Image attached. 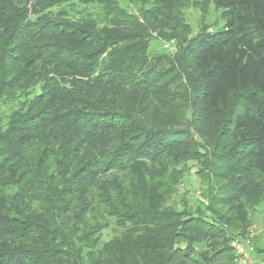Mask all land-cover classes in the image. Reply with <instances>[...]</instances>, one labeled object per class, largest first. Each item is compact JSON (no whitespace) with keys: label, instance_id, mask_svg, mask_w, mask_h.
<instances>
[{"label":"trees","instance_id":"trees-1","mask_svg":"<svg viewBox=\"0 0 264 264\" xmlns=\"http://www.w3.org/2000/svg\"><path fill=\"white\" fill-rule=\"evenodd\" d=\"M179 1L0 0V264H234L264 206V0H201L223 25L190 39ZM191 169L201 202H171Z\"/></svg>","mask_w":264,"mask_h":264},{"label":"rangeland","instance_id":"rangeland-1","mask_svg":"<svg viewBox=\"0 0 264 264\" xmlns=\"http://www.w3.org/2000/svg\"><path fill=\"white\" fill-rule=\"evenodd\" d=\"M178 10L180 11L179 15L182 19V24L180 25L184 28H179L177 32L183 33V36L187 37V39H190L198 34L201 29L206 27V24L211 26L212 30H215L217 27L220 28L223 25L221 10L216 9L213 5H211V3H208V1L203 2L201 0H185L184 4L182 1H179ZM171 46L169 44L162 46L156 41L151 43V48L157 52L169 51L171 53H175L176 48H171ZM1 110L7 112L8 108H1ZM194 171V169H191L190 174L176 189L175 193L172 195L171 202H175L178 205H181L182 202H185L190 207H196L199 205V202H201V196L199 192L202 186L200 187V183H198L199 179L195 176ZM252 223L253 225L250 231L255 233L254 240L256 246L264 250L263 205L259 206L257 211L254 213L252 217ZM260 259H264V252L260 255Z\"/></svg>","mask_w":264,"mask_h":264},{"label":"built area","instance_id":"built-area-1","mask_svg":"<svg viewBox=\"0 0 264 264\" xmlns=\"http://www.w3.org/2000/svg\"><path fill=\"white\" fill-rule=\"evenodd\" d=\"M255 233L251 231L246 238L234 239L231 248L234 249V264H264V260L255 256L253 249V239Z\"/></svg>","mask_w":264,"mask_h":264}]
</instances>
